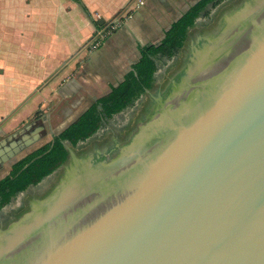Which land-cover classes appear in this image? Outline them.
I'll use <instances>...</instances> for the list:
<instances>
[{"label": "water", "instance_id": "1", "mask_svg": "<svg viewBox=\"0 0 264 264\" xmlns=\"http://www.w3.org/2000/svg\"><path fill=\"white\" fill-rule=\"evenodd\" d=\"M58 139L0 189V264H264V0L209 1Z\"/></svg>", "mask_w": 264, "mask_h": 264}, {"label": "crops", "instance_id": "2", "mask_svg": "<svg viewBox=\"0 0 264 264\" xmlns=\"http://www.w3.org/2000/svg\"><path fill=\"white\" fill-rule=\"evenodd\" d=\"M129 1L83 0L84 9L75 0H0V26L23 50L19 59L8 54L17 61L15 64L0 55V133L33 116L15 130L25 127L16 137L8 138V144L14 138H32L38 126L42 127L39 136L26 147L45 138L48 127L65 128L98 96L122 80L133 67L130 63L136 67L140 44L159 42L172 22L196 0H134L132 17L101 45L85 50L86 41L103 22L96 13L111 16ZM117 77L118 82H112ZM83 89L97 94L96 98L72 118L84 100L76 97ZM61 96H71L73 100L57 113L49 105L53 98ZM85 96L87 91L81 97ZM0 149L8 152L5 146L0 145Z\"/></svg>", "mask_w": 264, "mask_h": 264}, {"label": "trees", "instance_id": "3", "mask_svg": "<svg viewBox=\"0 0 264 264\" xmlns=\"http://www.w3.org/2000/svg\"><path fill=\"white\" fill-rule=\"evenodd\" d=\"M75 1H77L84 9H86V5L83 0ZM209 1L211 0H196L185 12L182 13L179 18L172 22L171 26L165 31L164 37L159 42H146L140 44L139 49L141 55L135 68L146 69L149 65V56L151 54L169 52L173 47L175 34L180 30L182 26L187 23V17L193 13L201 11L203 8H205ZM133 68H130L128 71H126L122 80H120L117 84L112 85L111 89L107 93L98 96L70 124H68L65 128L58 131L57 133L53 134L51 140L44 143L43 145L38 146L37 148L33 149L32 151L28 152L27 154L13 162L10 171L0 178V189L9 187L15 174L18 171L29 166L32 160L31 155L35 156L39 153L49 154L50 149H54L56 148V146H59L60 142L58 138L72 132L77 127L86 122L94 113L98 102L111 100L125 92L131 84L133 77Z\"/></svg>", "mask_w": 264, "mask_h": 264}, {"label": "rangeland", "instance_id": "4", "mask_svg": "<svg viewBox=\"0 0 264 264\" xmlns=\"http://www.w3.org/2000/svg\"><path fill=\"white\" fill-rule=\"evenodd\" d=\"M131 5H134V0H130L128 2V4H126L125 6H123L117 13H115V14H113L111 16H107V17H105L103 14L101 15L99 13H96V15H95L96 18L103 19V22L99 25L100 30H103L104 27H105V25H108L114 19H117V18H120V17H122L124 20L121 22V25L118 26L113 31H111L110 34H112L115 30H117L119 27H121L124 24L125 20L131 18L132 15H133L134 6H131ZM100 34H104V32L102 31V33H98V30L96 29L93 32V34L89 37V39L86 41V43L84 45V49L88 51L90 49L96 48L97 46H95V44H96L95 37H97ZM110 34L106 35V37L104 38V40H106V38ZM13 39L14 38L11 35H9L8 33H6L4 31V29L0 26V55L3 56V59L4 60H6V59L12 60L11 58L19 59L20 56L22 55V51L23 50L17 48V44H16V42ZM104 40L101 42V44L104 42ZM101 44H99V45H101ZM8 54H9V56L11 58L8 57ZM12 61L14 62V64H15V62H17L16 60H12ZM133 61H134V59H133ZM130 64H132L131 66L134 67V62H132ZM119 79H120V77L114 78V79H112V82L117 83ZM105 85L107 86V84H105ZM108 88L109 87L107 86V89ZM86 91H87V96L81 97V96H83L84 93H86ZM96 95L97 94L90 93V91H88V89H83L81 91V93L79 95H77L76 97H78V98H84V100L80 104V106L75 109V111H74V113H73V115L71 117L73 118L75 116V114L77 115L78 112H80L81 110H83V108H85L88 104H90L96 98ZM61 98H62V100H61ZM61 98H59V97L53 98V100L50 101L49 108L50 107L54 108V110L58 113L64 107L65 104H67L68 102H70L71 100H73V97H71V96H61ZM61 101L62 102L65 101V102L62 103ZM53 112H51V114ZM38 114L41 115L40 112H38ZM2 115H4V114H2ZM5 115L6 116H9V115H11V113H7V114L5 113ZM32 118H33V116H31V117H29L27 119H24L23 121H19L16 126L9 128L5 132H4V129H3L1 131V133H0V138L1 137H6V135H8L9 133H11L12 131H15L19 127L24 126L25 123H27ZM61 129H62V126H58V127L54 128V129H53V127H48L47 128V135H45V138H42V139L36 141L32 145H29L24 150L20 151L15 157H13L12 159H9L8 161L4 162V164H2V169H0V176L3 175V174H6V172H8L10 170L11 164L14 161H16L17 159L21 158L22 156H24L28 152L32 151L36 147H38L40 145H43L44 143H46L49 140H51L52 134L55 133V132H57V131H59V130H61Z\"/></svg>", "mask_w": 264, "mask_h": 264}, {"label": "built area", "instance_id": "5", "mask_svg": "<svg viewBox=\"0 0 264 264\" xmlns=\"http://www.w3.org/2000/svg\"><path fill=\"white\" fill-rule=\"evenodd\" d=\"M134 6V5H131ZM124 19L122 17L114 19L112 22H110L108 25H105L103 30H100V27L97 29L98 33H102V31L104 32V34H100L97 37H95V41L96 44L95 46H98L99 44H101V42L104 40V38L106 37V35L110 34L111 31H113L114 29H116L118 26L121 25V22Z\"/></svg>", "mask_w": 264, "mask_h": 264}]
</instances>
